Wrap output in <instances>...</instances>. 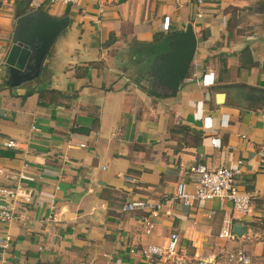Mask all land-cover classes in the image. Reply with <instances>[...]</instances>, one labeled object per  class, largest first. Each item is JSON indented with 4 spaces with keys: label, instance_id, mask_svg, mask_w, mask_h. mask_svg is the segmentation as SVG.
<instances>
[{
    "label": "crops",
    "instance_id": "obj_1",
    "mask_svg": "<svg viewBox=\"0 0 264 264\" xmlns=\"http://www.w3.org/2000/svg\"><path fill=\"white\" fill-rule=\"evenodd\" d=\"M34 9L67 16L68 26L39 75L10 87L11 34ZM200 9L193 18L189 1L109 0L98 12L95 0H0V185L21 195L14 218L0 221V264H141L129 248L162 245L172 232L189 256L221 248L264 257V101L247 98V87L264 89V0H204ZM188 24L193 58L165 95L148 77L151 61L145 68V58L133 59V45ZM141 69L144 90L133 82ZM7 139L18 146L4 147ZM197 161H240L246 213L226 201L182 206L172 198L180 169ZM134 199L159 203L150 234L139 221L146 212L120 210ZM227 216L238 235L217 241Z\"/></svg>",
    "mask_w": 264,
    "mask_h": 264
},
{
    "label": "built area",
    "instance_id": "obj_2",
    "mask_svg": "<svg viewBox=\"0 0 264 264\" xmlns=\"http://www.w3.org/2000/svg\"><path fill=\"white\" fill-rule=\"evenodd\" d=\"M48 5H78L82 0H40ZM109 0H95L97 11L101 12V4ZM183 1H189L193 8V18L201 16L200 6L204 0H172L173 5H179ZM3 65L0 63V68ZM7 148L17 147L18 142L7 139L3 142ZM240 161H235L234 166L227 167L218 165L214 168H208L202 162L197 161L180 169L182 180L175 184L172 198L182 206L198 204L211 199L216 201H226L229 203L232 211L236 213H246L249 208V194L242 190L237 182L239 174ZM2 170L0 169V173ZM19 178L30 179L24 175ZM132 181L131 177H126ZM189 182L192 189H185V183ZM21 196L18 187L11 188L0 185V221L8 222L14 218L17 197ZM25 201H29L30 194L22 195ZM159 203L148 202L141 199L129 200L120 206L122 212L142 211L148 215H141L139 221L141 231L144 234H150L153 229V222L150 216H153ZM53 210V206H50ZM55 216L52 214V219ZM231 219L229 216L224 218L221 226L216 233L215 240H225L232 236ZM7 238V237H6ZM178 235L175 232L169 234L166 241L160 244L144 243L139 248H129V252L137 250L141 264H264V257L260 260H252L241 250L222 251L218 249L217 253L208 256L187 255L185 251L177 244ZM215 245V243H213Z\"/></svg>",
    "mask_w": 264,
    "mask_h": 264
},
{
    "label": "water",
    "instance_id": "obj_3",
    "mask_svg": "<svg viewBox=\"0 0 264 264\" xmlns=\"http://www.w3.org/2000/svg\"><path fill=\"white\" fill-rule=\"evenodd\" d=\"M68 22L67 16L54 17L35 9L26 11L19 18L4 61L7 86H16L39 75L47 52ZM191 28L188 24L183 29L168 33L164 50L158 51L148 65V77L165 90V95L174 94L192 61L195 36ZM238 227V224L232 225L233 234L238 235Z\"/></svg>",
    "mask_w": 264,
    "mask_h": 264
},
{
    "label": "trees",
    "instance_id": "obj_4",
    "mask_svg": "<svg viewBox=\"0 0 264 264\" xmlns=\"http://www.w3.org/2000/svg\"><path fill=\"white\" fill-rule=\"evenodd\" d=\"M156 35L158 37L162 36L158 40V42H160V46L159 47L157 45H155L154 47L152 46V44L154 42V38L156 37ZM165 36H166L165 34L164 35H160L159 33H157V34H153L152 35L150 42L135 43L133 45V49H132V52H131L133 54L132 55L133 59L134 60H139L140 58H145L146 59L145 68H146L148 63L153 58V56L155 54H157L158 51L164 50ZM141 70L138 72V74L135 77L133 82L141 90H144L143 86L141 84H139L140 78L144 77V80H145L144 71L143 70L141 71ZM148 82H149V84H150L149 86L151 88L154 83H151L150 80H148ZM247 92H248V96H247L248 101H250V102H252V101H256V102L257 101H264V89H259V88H255V87H247Z\"/></svg>",
    "mask_w": 264,
    "mask_h": 264
},
{
    "label": "rangeland",
    "instance_id": "obj_5",
    "mask_svg": "<svg viewBox=\"0 0 264 264\" xmlns=\"http://www.w3.org/2000/svg\"><path fill=\"white\" fill-rule=\"evenodd\" d=\"M139 83L142 85V86H146V82L143 78H140L139 80Z\"/></svg>",
    "mask_w": 264,
    "mask_h": 264
}]
</instances>
